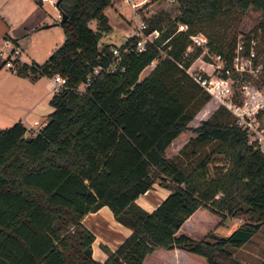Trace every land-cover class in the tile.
Instances as JSON below:
<instances>
[{"label": "trees", "instance_id": "trees-1", "mask_svg": "<svg viewBox=\"0 0 264 264\" xmlns=\"http://www.w3.org/2000/svg\"><path fill=\"white\" fill-rule=\"evenodd\" d=\"M177 1L179 13L163 25L160 18L146 21L144 31L158 28L159 34L144 49L134 48V34L118 45L129 50L121 52L122 69L112 71L104 66L112 62L113 45L99 44L112 28L104 12L110 0L58 1L66 15L59 22L63 40L42 62L19 61L16 71L31 77L59 72L66 82L50 96L52 110L36 131L26 133L21 121L0 127V264H144L157 248L200 255L207 264H242L232 249L264 223V152L224 105L188 125L211 95L185 71L200 48L189 56L183 52L189 34L200 32L230 66L237 39L220 29L224 16L249 5L264 14V0ZM178 21L187 28L176 30ZM257 31L264 40L263 21ZM251 39L242 41L244 55ZM187 128L195 135L175 156H166ZM216 156L225 166L215 164ZM155 183L168 193L148 212L135 200ZM104 205L131 232L100 263L91 255L94 236L82 218ZM198 208L247 219L225 237L195 240L178 233Z\"/></svg>", "mask_w": 264, "mask_h": 264}, {"label": "rangeland", "instance_id": "rangeland-1", "mask_svg": "<svg viewBox=\"0 0 264 264\" xmlns=\"http://www.w3.org/2000/svg\"><path fill=\"white\" fill-rule=\"evenodd\" d=\"M15 1L23 5L22 11L25 15L27 14L28 16H32L36 11L47 12L50 14L53 22H57V20H59V17L57 18L55 3L52 4L48 1L39 3L38 0ZM120 10L121 13L118 14L109 7L105 9V13L109 17V22L112 25V28L100 37L99 44L109 42L112 45L118 46L125 41L127 36L134 33L136 19L132 13L131 7L125 0L122 2ZM178 13L179 2L177 0H157L154 3L153 1H146L135 16L136 18H145L146 21L149 18H160L159 23L163 25L167 22L165 17L173 18ZM261 21L264 22V14L262 10L252 5H249L243 11H238L235 8H232L231 12L224 16L220 29L224 31L225 37L235 35L237 39L235 48V53L237 54V68L231 65L225 66L222 57H217V53L214 51H212L210 55L205 54V56L202 57H193V67L199 69V71L206 77H213L220 74L224 75V67H228L229 72L225 75L227 83L219 84L215 88L217 89L216 94L219 91L218 94L220 95V98L215 95H211L210 99L199 108L194 117L188 122V125H197L201 119L208 117L219 105H224L233 113L231 110L232 105L240 103L243 98H245L243 94V85L245 84H248L250 87H257L264 93V70L261 69L255 71L251 69L257 63H263L262 56L264 54V40L261 38V33L257 31L258 24ZM179 23L184 22L178 21L177 27ZM90 25L95 27V21L91 20ZM20 29L21 28L17 29V35H19ZM49 31L53 40L52 42H59V35H64L60 25L52 26ZM246 36H252L250 42V52L254 53L253 57H256L257 60L256 62L254 59L251 61V67L245 64V55L242 52V41L245 40ZM239 44H241V47H239ZM12 45L15 44L9 43L7 48L10 49ZM153 61L154 59L140 71L139 77L146 73L145 71L149 68L154 66ZM4 66L5 65H3V67ZM17 66L18 65H16V67H12L11 71L17 72ZM84 86L85 84L81 82L78 87L79 89H83ZM226 86L229 87V90L224 89ZM256 118L259 125L264 127V106L262 107V111L257 114ZM39 120L40 121L34 125L36 128L43 125L46 117H39ZM31 132L32 131L30 130L29 133ZM191 135H195V132L189 128L181 131L167 148L165 152L166 156H175L181 146ZM248 136L250 141H254V143L258 146L257 140H254V134L248 133ZM215 158V164L225 166L226 160L222 156H216ZM213 165V163L210 164V171H212ZM246 219L247 215L245 214L239 216H219L209 212L205 208H198L191 214V217L186 221V223L184 222L180 227V233L187 234L195 240H201L208 234H213L217 237H225L232 229L243 223ZM183 252L184 253L179 255H172L168 250L159 248L145 258L144 264H207L204 257L188 253L186 251ZM163 254H165V258H162L161 255ZM232 256L242 264L264 263V223L259 231L255 233L247 243H245L242 247L232 249Z\"/></svg>", "mask_w": 264, "mask_h": 264}, {"label": "crops", "instance_id": "crops-1", "mask_svg": "<svg viewBox=\"0 0 264 264\" xmlns=\"http://www.w3.org/2000/svg\"><path fill=\"white\" fill-rule=\"evenodd\" d=\"M38 1L39 3L43 2L41 0ZM123 1L110 0V3L104 8V12L109 7L115 13L120 14ZM156 1H153V3ZM22 7L23 5L15 0H0V127L8 126L14 121H21L28 129L26 133H29L30 130L35 128V126L30 127L29 125L34 120L39 122V117L47 118V113L52 110V106L49 104V98L53 93L52 81L50 76L45 74L31 77L11 71V67L6 65L3 67V52L9 50L7 48L9 43H14L15 45L11 47L18 49V61L40 63L60 44L64 35H59V42H52L49 30L52 26H59V20L53 22L47 12L36 11L32 16L25 15ZM56 10L58 18L60 17V12L57 7ZM18 28H21L19 30L20 36L17 35ZM156 61L154 59L153 65ZM151 69L152 67L145 71L146 73L142 74L141 77L146 75ZM167 193V188L155 183L151 189L141 194L135 202L144 210L150 212ZM190 217L191 215L188 219ZM82 223L94 236L91 244V255L94 260L100 263L107 258L108 250H115L131 232L129 227L114 218L111 210L106 205L86 213L82 218ZM180 232L181 228L178 230V233ZM168 251L172 255L184 253L183 250L176 248ZM161 256L165 258V254Z\"/></svg>", "mask_w": 264, "mask_h": 264}, {"label": "built area", "instance_id": "built-area-1", "mask_svg": "<svg viewBox=\"0 0 264 264\" xmlns=\"http://www.w3.org/2000/svg\"><path fill=\"white\" fill-rule=\"evenodd\" d=\"M41 1H48L52 4L55 3L54 0H41ZM129 6L132 9V13L136 19L135 23V30L134 35H137V39L134 44V48L136 50H142L145 48V44L147 42L152 41L153 38H155L159 31L157 28H153L147 32L144 31V28L146 26V20L145 18L139 17L136 18L135 15H137L139 9L142 7V5L146 1L150 0H125ZM187 28L186 23H179L176 30H185ZM199 47L200 51L195 55V57L199 56H205V54H211L212 51L208 48V39L207 37L200 33H190L189 34V42L183 52L185 56H189L190 53L195 49ZM239 47H241V44H239ZM112 50V62L107 63L106 66H104L107 70H115V69H122L121 66H119L117 63L119 62L121 52H127L129 50V47L119 48L117 45H113L111 47ZM238 50V49H237ZM237 52V51H236ZM4 65L8 67H16V65H19L20 62L16 59L18 54V49L16 47H11L8 51H4ZM162 53V52H161ZM254 53L249 51V54L245 55L244 61L245 64L250 66L251 61L253 60ZM217 57H219V54H217ZM157 60V58H154ZM236 59L237 54L235 53L231 66L237 68L236 66ZM193 59L190 61V63L185 67V71L194 79L200 86H202L206 91L210 93V95H215L218 98H220L218 92L216 94L217 89H215L219 84L227 83V78L225 75H216L211 77L204 76L199 69L193 67ZM211 63V62H210ZM181 65V64H180ZM219 65V64H218ZM251 67V66H250ZM100 69V66H96L93 69V73H96ZM255 71L264 70V64L263 63H257L253 68H251ZM225 73L229 72V68L225 67L224 69ZM28 73H30V70H27ZM51 81H52V90L53 92L57 91L62 85L65 84L66 78L59 72H54L50 75ZM91 79V73L87 74L86 80L83 82L84 84L89 83ZM250 88V89H249ZM224 89L229 90V87L226 86ZM243 94L245 98L240 103H235L232 105L231 110L237 117V122L242 125L248 133L254 134V140H257L258 147L264 152V127L259 125V122L257 121V114L260 109L264 106V93L257 87L249 86L248 84L243 85ZM38 123V120H34L32 124H30V127H34L35 124ZM38 128H33L31 131H36Z\"/></svg>", "mask_w": 264, "mask_h": 264}, {"label": "water", "instance_id": "water-1", "mask_svg": "<svg viewBox=\"0 0 264 264\" xmlns=\"http://www.w3.org/2000/svg\"><path fill=\"white\" fill-rule=\"evenodd\" d=\"M59 0H55V5H57ZM66 15L65 13H60V17H59V21L58 22H62L65 19Z\"/></svg>", "mask_w": 264, "mask_h": 264}]
</instances>
